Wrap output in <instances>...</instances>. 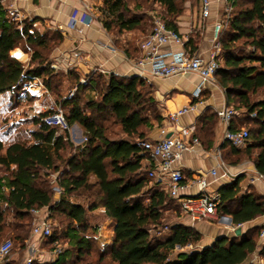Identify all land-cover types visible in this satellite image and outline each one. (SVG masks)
<instances>
[{
  "label": "trees",
  "instance_id": "16d2710c",
  "mask_svg": "<svg viewBox=\"0 0 264 264\" xmlns=\"http://www.w3.org/2000/svg\"><path fill=\"white\" fill-rule=\"evenodd\" d=\"M154 1L164 9L162 19L167 25L179 30L177 17L183 13L186 0ZM103 2L102 21L107 31H132L142 24L144 16L133 13L126 0ZM40 19L18 21L9 16L0 0V94L19 96L35 79L54 90L56 71L40 50L48 47L50 38L35 27ZM195 33L185 40L192 52L199 48L200 34ZM219 41L223 64L216 76L229 106L237 112L230 127L242 128L240 113L254 124L245 149L224 142V159L233 156L237 158L233 163H238L246 157L264 175V96L253 99L264 94V0H236ZM23 45L32 52L28 64L11 54L14 50L18 56L20 51L15 49ZM138 50L140 53V47ZM125 52L129 55L127 49ZM90 89L98 93L97 97L87 95ZM153 89V83L140 75L93 74L85 83L78 81L76 93L59 101L69 124L82 128L85 141L76 144L68 131L60 132L59 127L47 124V113L34 116L38 128L31 133L32 142L6 145L0 138V240L7 232L26 240L33 210L48 207L51 213L69 221L64 233L71 239L70 249H74L69 250V256L68 250H63L48 264H244L257 251L264 258V244L258 242L261 227L218 237L202 248L177 252V246L199 242L202 233L194 226L176 222L166 234H154L172 205L182 209L160 187L158 178L151 185L148 173L153 166L143 163L150 156L141 142L149 138L152 119L162 120ZM111 119L120 126V137L108 135ZM218 121L214 111L202 118L209 130ZM51 171L59 172L56 186L62 195L58 200L53 196L55 186L48 180ZM220 193V211L231 215L235 225L264 215V194L240 193L238 180L222 186ZM74 194L86 202L71 201L69 197ZM99 208L116 223L112 241L105 249L97 246L93 237L100 228L92 226L90 220ZM61 238L53 229L45 239L46 245L53 247L54 240L61 242ZM95 248L100 249L98 258L86 260Z\"/></svg>",
  "mask_w": 264,
  "mask_h": 264
},
{
  "label": "rangeland",
  "instance_id": "374dc122",
  "mask_svg": "<svg viewBox=\"0 0 264 264\" xmlns=\"http://www.w3.org/2000/svg\"><path fill=\"white\" fill-rule=\"evenodd\" d=\"M61 2H65L66 0H60ZM73 2H70L69 6L67 7V10L69 11V16L72 14L73 11H79L83 12L86 10L91 14L93 17V26H99L100 29L107 35V37L110 40V43L115 46L117 49H119L121 52H125V49L129 51V55H127L131 59H137L140 57L138 48L141 47L142 41L145 39V37L150 33L152 30L155 21L157 18H163L165 16L164 9L157 4L154 0H126L127 4L130 6L133 13H137L141 16H144L142 24L132 31H124L119 33L116 29L113 31H107V29L103 25V19L104 14L102 12V8L104 7L103 0H72ZM2 2H5V6L7 9L9 6H11V0H2ZM39 0H34V4L38 5ZM136 4H141L142 7H136ZM200 0H186L184 2V9L183 13L177 17V22L179 29L181 27V24H179L180 21L183 22V27L181 28H188L191 24V15L195 14V10L199 8ZM17 8L19 9L17 15H12L9 12V16L13 17L14 19L18 21H22L24 19H32L35 17L34 14L28 13L25 11V9H22L20 5V0H17ZM38 17V16H37ZM41 19L35 23V27L41 32L48 34V38H50V41L48 43V47L44 49H40L44 57L46 58L47 62L51 63V66L56 71V76L54 77V90L50 91L48 90L45 85L43 84L41 79H35L30 83H27L25 86L24 91L19 96H12L10 93L0 94V138L4 141L6 145L10 144L13 141H28L32 142V131L36 130L38 128V125L34 123V116H38L44 112H48L49 110H52L53 108H56L58 105H60V100H62L64 97L71 96L74 93H76V88L78 85V81L80 83H85L88 81V79L93 74H98L102 72L104 75L108 76L110 72H113V69H107L105 68H97V67H89L86 64V55L85 51L88 49V45L85 44L84 38H87V32L82 31L81 29L71 30L68 32L65 30V28H61V25L63 22H58L51 17H40ZM190 23L189 25H187ZM183 29L181 35H186L187 37H190L193 34H196L192 31H185ZM181 31V30H180ZM179 31V32H180ZM197 35V34H196ZM202 36L198 35L197 40L198 42H202ZM98 43V42H97ZM99 44V43H98ZM37 48V47H36ZM250 47H247V50H249ZM212 49H213V43H212ZM15 50H19V54H23L22 57L16 56L11 51V54L17 58H19L21 61L25 62L26 64L29 63L32 52L30 50H27L26 46L23 45L22 47L16 48ZM221 55V53H220ZM75 60V62L73 61ZM223 64V60L221 59L220 65ZM117 73V72H115ZM118 74V73H117ZM215 83L220 85L219 78L215 77ZM37 85L40 87L46 88L48 92L45 91L39 92L37 91ZM190 84H187V88H190ZM221 86V85H220ZM222 87V86H221ZM37 88V89H36ZM153 93L154 96H156V99L158 101V109L160 114L162 115V120L157 121L155 119H152L154 123V127L152 128L151 132L158 131V136L161 134L162 129L168 130L171 123H173L176 120L170 119V114L166 112L165 107V99H168L169 97L173 96L174 91L172 90L169 93L163 94V96H159L158 94V88L153 83ZM223 88V87H222ZM224 90V88H223ZM34 91H37V93H34ZM30 95L34 96V99L30 98ZM87 95L91 98L97 97L98 93L95 90L90 89L87 92ZM263 93H259L255 96H253V99H258L263 97ZM210 96L204 95L203 99L206 100ZM231 106V105H230ZM62 107V106H61ZM64 110V109H63ZM245 115L241 114L239 115V127H246L247 129L251 130L253 127V123L249 120L245 119ZM75 125V124H74ZM75 131L78 130V136L81 138L84 136L82 128L76 124ZM109 126L108 135L112 138H117L122 135L121 128L119 125L114 123V121L111 119L110 122L107 123ZM81 130V131H80ZM74 129H72V132ZM60 132H62L60 130ZM148 139H152L149 137ZM74 142V141H73ZM76 144H79L75 141ZM247 147V146H246ZM246 147H243L241 149H245ZM230 160H226L229 164H239L243 162H252V160L243 157L240 159L238 163H233V160L237 158H233V156H230ZM59 175V172H53L51 171L50 177H49V184L56 187L58 184L57 177ZM148 177L151 179V185L153 182H156V177H153L150 175V172L148 173ZM164 188L163 186H160ZM62 193H59L56 189L54 190V199L58 200L61 197ZM71 201L74 202H83L85 203V199L77 194L71 195L70 197ZM173 207L168 209L165 213L166 219L163 221V223L157 227L154 231V234L160 235V234H166L169 231V227L176 223V222H183L187 224V220L184 217L183 212L179 210L177 206L172 205ZM41 216L45 217L47 216L50 221L52 222L53 229L59 232L62 235L61 243L63 245V250H68V256L71 255L74 249H70L71 247V239L69 237L65 236V229L69 224V221L66 219L65 216L59 214V213H51L48 207L42 208ZM35 214H32V217H30L29 222L30 229L28 238L26 240H22L16 237L15 234L7 232V234L0 240V245L8 240L12 239L13 241V249L12 253L14 255H17L18 258L23 256L24 250L27 248L28 244L26 241L34 242L36 240H39V238L32 234V227H33V221H34ZM10 218H12L10 216ZM12 220V219H11ZM91 225L92 226H98L100 230H102L101 234L98 235V237L94 240L96 242H100L105 244V242H111L113 235H112V229H113V223L106 222V215L103 212L102 208H99L96 210L95 213H93L90 217ZM218 221V222H215ZM221 218L218 220H213V222L204 223L208 228L203 230L202 238L199 242L188 244L184 247H176L177 251H191L195 248H202L208 244L213 243L216 238L221 233H228L229 236L234 235V223H223L226 226L221 227L222 229H216L213 230V226H221ZM250 223L244 224L242 229L249 230L248 225ZM210 227V228H209ZM252 229V228H250ZM229 230V232H228ZM253 231H256L253 229ZM253 233V232H252ZM257 233H254V236L256 237ZM40 241H42L43 244H45V239L41 238ZM100 243H97L99 248L105 249L107 245H101ZM48 249H52L51 245L45 246ZM259 250V249H258ZM100 249H94L91 253V256L85 257L86 260H92L95 261L98 258ZM175 252V255H176ZM258 251L255 252L249 260L244 264H255L253 260L256 259V256H258ZM71 261H73V256L70 258ZM53 262V261H51ZM50 262H39L38 260L34 261L33 264H48Z\"/></svg>",
  "mask_w": 264,
  "mask_h": 264
},
{
  "label": "crops",
  "instance_id": "0c3cea01",
  "mask_svg": "<svg viewBox=\"0 0 264 264\" xmlns=\"http://www.w3.org/2000/svg\"><path fill=\"white\" fill-rule=\"evenodd\" d=\"M70 2L73 1L66 0L65 3L60 0H39L38 5H36L34 4V0H20V5L22 9H25L28 13L34 14L35 17H51L54 18L53 22L54 20L63 22L62 25L68 32L76 29H81L82 31L87 32L88 37L84 38L85 44L88 45V49L85 51V55L87 57L85 58V61L89 67L95 66L97 68H105V70L110 69V71L113 69V72H117L121 75H139L140 69L138 67V62L143 55L141 47L140 57L137 59H131L126 53L121 52L110 43L109 38L99 26L92 25L87 27L79 23L72 26L70 23L69 11L67 10ZM220 11L221 4L214 0L212 14L208 19H205L201 15L200 2L199 8H197V10H195V14L190 17L192 19L191 24H187H190V27L186 29L181 28L183 27V22H179V24H181L179 29V31L181 30V34L184 29L186 32H199L202 36L203 39L202 42L198 44L199 48L197 51L208 55L212 50L213 26L216 19L220 16ZM183 37L185 40L188 38L186 35H183ZM180 48L181 45L179 44H166L162 47V50L167 52ZM73 61L75 62V60ZM147 79L150 80H148L149 82L154 83L157 86L160 97L172 90L174 91L173 96L165 99V107L168 114L176 112L184 106L197 102L192 94L197 82L199 81L198 76L195 74H186L172 78L147 76ZM187 84H190V88H187ZM37 88V91L41 93L42 91H45L46 93L48 92V90L44 87H39L37 85ZM37 91H34V93H37ZM204 95H209L210 97L204 100ZM225 106H229L225 90H223V88L217 83L209 82L207 83L205 91L202 95V101L197 103L196 108L180 114L177 120L171 123L167 130V136L181 137L186 140H192L194 137H198L200 140L199 144H192V147L184 151L182 156L174 162L175 168H181L183 170L185 181L188 184L187 189L181 194L183 196L198 195L201 193V188L197 182L200 177H206L209 181L210 184L207 188L208 192H220V188L222 186L238 180L240 193L256 192L264 194V178H260L259 172L253 162L250 161L239 164H229L224 159L223 150L225 149H223L222 146L225 142L224 133L226 131V125L222 122L220 117L219 121L215 126H213L212 130L208 129L209 126L207 124L203 125L202 118L204 115H207V113L212 111L217 112L218 109ZM149 137L153 139L159 137L158 131L151 132ZM72 140L74 142L76 141L77 143H81V137L78 136V130L73 133ZM143 163L144 165H152V161L150 159H145ZM213 169L217 170L216 175L211 173V170ZM168 181V178H163L160 183L161 186L167 188ZM103 212L105 214L104 209ZM183 214L187 220V224L194 226L202 233L204 229L208 228L204 223L213 222V220H194L190 215L184 212ZM221 216V226H213V230H216L217 228L222 229L221 227H225L226 223H233L231 215L221 212ZM229 217H231V221L229 220ZM106 222L113 223V235L116 225L115 221L109 219L106 215ZM249 223L250 224L247 228L261 227L262 230L264 228V215L256 217ZM245 231L247 230L242 229V232ZM224 235H228V233H221L218 237ZM234 235H237L235 231ZM40 239L41 238L31 243L26 241L28 246L24 250L21 258H18L17 255L11 253L9 258L4 262H0V264H25L27 258L29 257L33 258V263L36 260L39 262L55 261L57 256L53 253V250L44 247L46 242L43 244ZM100 244L107 245L109 242H105V244L102 242Z\"/></svg>",
  "mask_w": 264,
  "mask_h": 264
},
{
  "label": "built area",
  "instance_id": "2783aa9c",
  "mask_svg": "<svg viewBox=\"0 0 264 264\" xmlns=\"http://www.w3.org/2000/svg\"><path fill=\"white\" fill-rule=\"evenodd\" d=\"M213 1L214 0H200L201 15L203 18L208 19L211 16ZM216 1L221 4V11L219 18L214 22L212 35L213 49L208 55L199 51L192 52L190 49L186 48L183 35H181L179 30L169 27L162 18L156 19L152 30L142 41L141 49L143 55L138 62L140 76L145 78H147V76L172 78L186 74H195L199 78L192 92L197 102L170 113V119L177 120L180 114L194 110L197 103L202 101V95L207 83L215 82L216 73L220 68L221 61L220 53L222 48L219 39L222 30L228 23L229 16L236 0ZM18 11L17 0H11V6L8 8V12L12 15H17ZM93 21V17L86 10L83 12L73 11L70 15V23L72 26L79 23L90 27ZM63 27L64 26L61 25V28ZM166 44H179L181 48L164 52L162 47ZM44 113H47L44 117V121L47 124L59 127L62 132L68 131L72 139L75 128H73V125L69 124L61 106L58 105L56 108ZM217 113L222 122L226 125L224 141L239 148L246 147L250 140L249 129L246 127L231 129L230 127L234 116L237 114L236 110L233 107L225 106L218 109ZM72 129H74L73 132ZM166 134L167 130L162 129L159 137L146 139L141 142L145 150L149 153L150 160L152 161L153 167L150 170V175L158 178L160 181H162L163 178H168L169 181L167 188H165L166 191L178 201L182 212L190 215L194 220H217L221 218V193L207 191L210 183L206 177H200L197 181L201 188L200 194L190 196L181 195L182 192L187 189L188 184L185 181L183 170L181 168H175L174 162L182 156L184 151L190 149L192 144H199V138L194 137L192 140H186L181 137H168ZM85 140L86 138L83 136L81 138V143ZM211 173L216 175L217 170L213 169ZM259 176L260 178H264V175L261 173H259ZM55 189L62 192L58 186H56ZM41 212L42 209L33 210L35 217L32 234L39 238L47 239L53 233V225L47 216H41ZM243 226L244 224H238L235 225L233 229L236 230ZM101 232L102 230L99 229L96 237L102 235ZM259 243L261 245L264 244V228L259 234ZM12 249V239H8L0 245V262H4L9 258ZM52 250L55 255L60 254L63 251L62 243L59 240H54ZM253 262L255 264H264V258L258 255ZM25 264H33V258H27Z\"/></svg>",
  "mask_w": 264,
  "mask_h": 264
},
{
  "label": "water",
  "instance_id": "95a60500",
  "mask_svg": "<svg viewBox=\"0 0 264 264\" xmlns=\"http://www.w3.org/2000/svg\"><path fill=\"white\" fill-rule=\"evenodd\" d=\"M168 137H170V136H168ZM229 220L231 221V217H229ZM235 232H236L237 235H240L241 232H242V228H241V227L237 228V229L235 230Z\"/></svg>",
  "mask_w": 264,
  "mask_h": 264
},
{
  "label": "bare ground",
  "instance_id": "6f19581e",
  "mask_svg": "<svg viewBox=\"0 0 264 264\" xmlns=\"http://www.w3.org/2000/svg\"><path fill=\"white\" fill-rule=\"evenodd\" d=\"M18 56H19V57H22V56H23V54L21 55V54H19V53H18Z\"/></svg>",
  "mask_w": 264,
  "mask_h": 264
}]
</instances>
